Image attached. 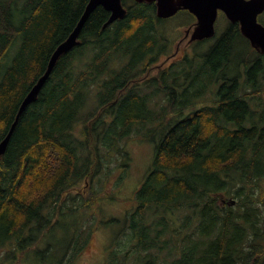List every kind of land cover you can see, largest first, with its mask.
I'll return each mask as SVG.
<instances>
[{
    "label": "trees",
    "instance_id": "obj_1",
    "mask_svg": "<svg viewBox=\"0 0 264 264\" xmlns=\"http://www.w3.org/2000/svg\"><path fill=\"white\" fill-rule=\"evenodd\" d=\"M89 1L0 0V143ZM123 6L126 16L106 28L108 11L90 15L79 45L20 116L0 159V252L43 257L36 245L44 234L78 212L82 225L53 259L75 264L92 241L88 218L102 199L118 201L102 196L111 180L128 178L121 144L157 122L146 138L155 144L152 163L106 264H264V55L227 20L221 34L193 43L213 41L195 53L196 66L186 56L162 68L174 18L159 19L155 3ZM241 42L250 50L238 52ZM155 98L166 105L157 109ZM73 190L81 199L69 205Z\"/></svg>",
    "mask_w": 264,
    "mask_h": 264
},
{
    "label": "rangeland",
    "instance_id": "obj_2",
    "mask_svg": "<svg viewBox=\"0 0 264 264\" xmlns=\"http://www.w3.org/2000/svg\"><path fill=\"white\" fill-rule=\"evenodd\" d=\"M172 19V18H171ZM194 20L186 15L180 14L174 19L170 20L168 24V28H166V33L168 37L171 39L172 46L168 55L161 58L158 64L161 65L162 68H167L174 64V62L182 61L186 56H188L189 62L184 61V64L196 66L200 59L195 54L205 53L212 46L213 41L206 42L201 46H194L193 44L188 43L187 40H182L185 36L186 31L191 23ZM259 22L264 25V13L259 16ZM227 25V20L224 15H219L218 20L216 22V28L218 32L221 34L223 29ZM180 45L179 50L177 47ZM199 48V49H198ZM198 49V50H197ZM245 50H250L248 45L241 42L239 45L238 52H244ZM17 51V47L14 48L10 54V57H13ZM8 61H5L7 63ZM179 64V63H178ZM158 70H155L153 74H158ZM162 84H159V89L162 88ZM147 91V89H143ZM161 95L163 94V90L160 91ZM213 98V96H212ZM158 102V98H155ZM161 100V99H160ZM159 103V102H158ZM162 105H166V103L160 102L156 108L160 109ZM174 117H172L173 119ZM175 121V119H174ZM158 123L150 124L147 127V124L143 126L142 130L139 133L133 134L129 139L124 140L121 144L126 148V150L130 154V163L128 164V169L125 170L126 176L128 178L122 179L121 181L124 183H120L116 178H113L103 193L105 195L114 194L115 197L118 198L117 202H109L108 200H101V211L97 212L98 207L95 212L90 211L94 215L93 219L91 216L88 218L91 220L93 232L91 233V243L87 250H85L80 258L76 261L75 264H106V261L113 254L112 252L117 250L115 243L117 236L120 230L125 225V216L127 213H132L135 209L134 205V195L136 190L141 186L149 167L152 163L154 152H155V144L151 142L149 139L146 140L147 137L153 136L154 131ZM154 128V129H152ZM160 135V134H159ZM156 136V141H159L161 136ZM114 159H119V155H115ZM116 170H118V162L115 161L112 164ZM118 172V171H117ZM116 173V172H115ZM121 175L119 170L118 172ZM123 175V174H122ZM103 186L105 184L104 177L102 176V182L100 183ZM122 184L121 186H119ZM97 186V188L99 187ZM120 187L119 191L115 189ZM88 188V187H87ZM114 189V190H113ZM87 192L84 193L85 196ZM69 198L66 199V203L71 204L73 199L79 201L81 199V191L73 190V192L69 193ZM68 195V194H67ZM134 207V208H133ZM94 208V207H93ZM128 211V212H127ZM86 213V212H85ZM82 214L77 212V218L74 216H59L58 223L51 227L46 234H44V238L40 241L36 248L41 251H46L43 257H39V254L36 253L35 250H32V254H29L27 258L20 256L17 260H10V258H5V250L0 252V264H55L53 263V259H59L65 250V245L71 233H73L77 227L82 225L81 218ZM113 220H116L113 222ZM111 222L107 224L106 222ZM125 239V238H124ZM118 241H122L120 237ZM74 244V243H73ZM8 250V249H7ZM34 252V253H33ZM135 259V258H133ZM131 264H139L138 262H134L132 260Z\"/></svg>",
    "mask_w": 264,
    "mask_h": 264
},
{
    "label": "water",
    "instance_id": "obj_3",
    "mask_svg": "<svg viewBox=\"0 0 264 264\" xmlns=\"http://www.w3.org/2000/svg\"><path fill=\"white\" fill-rule=\"evenodd\" d=\"M137 3H155L156 15L159 19H169L180 11H188L197 22L193 28L186 31L190 43L208 40L216 35V22L222 12L233 24L240 26L241 33L249 40L251 46L264 55V25L259 22V16L264 13V0H135ZM103 7L110 13V18L104 28L117 20L123 19L127 10L123 0H90L78 25L70 36L62 42L52 54L45 73L38 79L29 93L23 99L16 119L6 138L0 143V159L6 153L11 137L16 129L20 116L38 99V96L51 77L59 59L71 52L80 43V34L90 15Z\"/></svg>",
    "mask_w": 264,
    "mask_h": 264
},
{
    "label": "flooded vegetation",
    "instance_id": "obj_4",
    "mask_svg": "<svg viewBox=\"0 0 264 264\" xmlns=\"http://www.w3.org/2000/svg\"><path fill=\"white\" fill-rule=\"evenodd\" d=\"M239 28H240V26H239ZM189 38V39H188ZM188 39V43H190V37L189 36H186V33H185V36H184V38L182 39V40H187ZM194 42H192V44H193ZM191 44V43H190ZM179 47H180V45L177 47V49L179 50Z\"/></svg>",
    "mask_w": 264,
    "mask_h": 264
},
{
    "label": "bare ground",
    "instance_id": "obj_5",
    "mask_svg": "<svg viewBox=\"0 0 264 264\" xmlns=\"http://www.w3.org/2000/svg\"><path fill=\"white\" fill-rule=\"evenodd\" d=\"M255 255V254H254Z\"/></svg>",
    "mask_w": 264,
    "mask_h": 264
}]
</instances>
